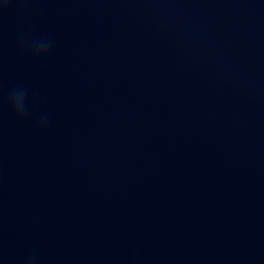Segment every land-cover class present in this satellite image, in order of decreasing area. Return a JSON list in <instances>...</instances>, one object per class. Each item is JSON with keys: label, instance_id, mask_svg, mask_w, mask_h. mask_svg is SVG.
Here are the masks:
<instances>
[{"label": "clouds", "instance_id": "obj_1", "mask_svg": "<svg viewBox=\"0 0 264 264\" xmlns=\"http://www.w3.org/2000/svg\"><path fill=\"white\" fill-rule=\"evenodd\" d=\"M8 0H5V4ZM49 47L48 41H40L33 47V54L41 56L47 53ZM9 102L18 118H23L26 111V91L22 88H14L9 93ZM31 264V261H29Z\"/></svg>", "mask_w": 264, "mask_h": 264}]
</instances>
